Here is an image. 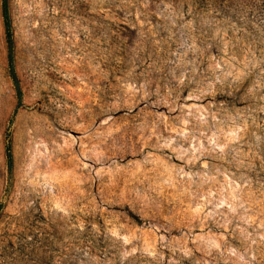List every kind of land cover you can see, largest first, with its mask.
<instances>
[{
  "label": "rangeland",
  "instance_id": "374dc122",
  "mask_svg": "<svg viewBox=\"0 0 264 264\" xmlns=\"http://www.w3.org/2000/svg\"><path fill=\"white\" fill-rule=\"evenodd\" d=\"M9 5L0 264H264V0Z\"/></svg>",
  "mask_w": 264,
  "mask_h": 264
},
{
  "label": "trees",
  "instance_id": "16d2710c",
  "mask_svg": "<svg viewBox=\"0 0 264 264\" xmlns=\"http://www.w3.org/2000/svg\"><path fill=\"white\" fill-rule=\"evenodd\" d=\"M2 14H3L6 40H7L8 63H9L11 77L16 90V95L18 100L17 107H19L22 105V101H23V90L15 66V39H14L13 21L10 12L9 0H2ZM6 156L8 161V167L12 169L13 154H12L11 142L9 139L7 140L6 143Z\"/></svg>",
  "mask_w": 264,
  "mask_h": 264
}]
</instances>
